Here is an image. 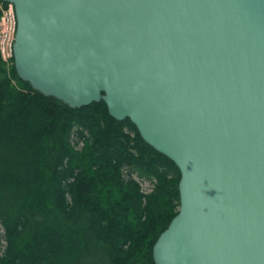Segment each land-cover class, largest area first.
<instances>
[{
  "label": "water",
  "instance_id": "water-1",
  "mask_svg": "<svg viewBox=\"0 0 264 264\" xmlns=\"http://www.w3.org/2000/svg\"><path fill=\"white\" fill-rule=\"evenodd\" d=\"M19 77L105 101L181 171L156 264H264V0H2Z\"/></svg>",
  "mask_w": 264,
  "mask_h": 264
},
{
  "label": "trees",
  "instance_id": "trees-1",
  "mask_svg": "<svg viewBox=\"0 0 264 264\" xmlns=\"http://www.w3.org/2000/svg\"><path fill=\"white\" fill-rule=\"evenodd\" d=\"M180 179L130 118L46 96L0 53V264H156Z\"/></svg>",
  "mask_w": 264,
  "mask_h": 264
},
{
  "label": "built area",
  "instance_id": "built-area-1",
  "mask_svg": "<svg viewBox=\"0 0 264 264\" xmlns=\"http://www.w3.org/2000/svg\"><path fill=\"white\" fill-rule=\"evenodd\" d=\"M0 53L9 63L14 58V42L17 31V14L12 2L0 0Z\"/></svg>",
  "mask_w": 264,
  "mask_h": 264
},
{
  "label": "rangeland",
  "instance_id": "rangeland-1",
  "mask_svg": "<svg viewBox=\"0 0 264 264\" xmlns=\"http://www.w3.org/2000/svg\"><path fill=\"white\" fill-rule=\"evenodd\" d=\"M143 187L148 190L150 188V183L148 181H142Z\"/></svg>",
  "mask_w": 264,
  "mask_h": 264
},
{
  "label": "bare ground",
  "instance_id": "bare-ground-1",
  "mask_svg": "<svg viewBox=\"0 0 264 264\" xmlns=\"http://www.w3.org/2000/svg\"><path fill=\"white\" fill-rule=\"evenodd\" d=\"M152 186V185H151Z\"/></svg>",
  "mask_w": 264,
  "mask_h": 264
}]
</instances>
